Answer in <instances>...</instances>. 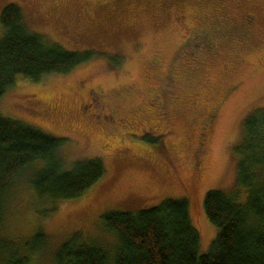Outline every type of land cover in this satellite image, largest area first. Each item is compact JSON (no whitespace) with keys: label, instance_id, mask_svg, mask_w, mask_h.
I'll list each match as a JSON object with an SVG mask.
<instances>
[{"label":"rangeland","instance_id":"rangeland-1","mask_svg":"<svg viewBox=\"0 0 264 264\" xmlns=\"http://www.w3.org/2000/svg\"><path fill=\"white\" fill-rule=\"evenodd\" d=\"M8 3L50 42L97 53L67 74L18 78L0 97V113L65 139L67 168L99 159L105 172L80 196L59 201L34 197L19 180L2 234L23 241L41 232L48 240L33 264H52L54 249L76 233L113 244L100 221L106 212L187 198L198 253L206 254L217 229L205 214V194L234 186L243 120L264 110V0H0V12ZM243 16L256 21L244 42H217L211 56V42L180 49L187 36L211 24L237 26ZM229 87L205 125L203 115Z\"/></svg>","mask_w":264,"mask_h":264},{"label":"trees","instance_id":"trees-1","mask_svg":"<svg viewBox=\"0 0 264 264\" xmlns=\"http://www.w3.org/2000/svg\"><path fill=\"white\" fill-rule=\"evenodd\" d=\"M0 25V97L20 77L39 81L67 74L97 53L69 51L33 32L14 3L1 9ZM65 141L0 113V264H33V256L48 240L41 232L23 241L2 234L7 204L19 180L34 197L59 201L80 196L104 175L99 159L76 161L67 168L61 150ZM234 154V186L209 190L204 197L207 219L217 229L206 254L198 253L199 234L187 198L164 199L135 212L102 214L104 234L113 237V244L82 241L76 233L54 249L52 264H264L262 108L244 118Z\"/></svg>","mask_w":264,"mask_h":264},{"label":"flooded vegetation","instance_id":"flooded-vegetation-1","mask_svg":"<svg viewBox=\"0 0 264 264\" xmlns=\"http://www.w3.org/2000/svg\"><path fill=\"white\" fill-rule=\"evenodd\" d=\"M234 24V23H233ZM227 25V24H221L217 23V25H212L206 29H201L199 30L195 35L192 37L187 36L182 42L181 46L182 48L180 49H186L183 52H188L187 50L189 48L191 49H200L201 46H204L205 44H208L211 42V46H209V49H205V52L207 55L211 56L214 55L211 52L215 51L216 52V45L217 42H225V41H241L244 42L245 40L249 39L250 37L253 36V29L256 25V21H254L253 18H248L246 16H243L241 21L239 23H236V25ZM228 26V27H226ZM234 40V41H232ZM215 42V43H214ZM180 46V47H181ZM212 47V48H211ZM190 53V52H188ZM167 78L170 77V74L166 76ZM234 91L233 87L227 88L219 102L212 107V109L206 114L203 115L202 119L204 118V124L209 126L211 121L214 119L216 116L217 110L219 109V106L221 105L222 101L226 99L232 92ZM169 112V111H168ZM201 119V120H202ZM200 141L201 139H204V136L206 135V132H200ZM195 164V163H194ZM198 164L196 163L194 165L195 170L198 168L196 167Z\"/></svg>","mask_w":264,"mask_h":264}]
</instances>
